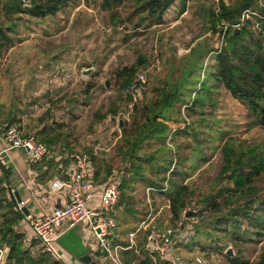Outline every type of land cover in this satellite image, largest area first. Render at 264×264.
<instances>
[{"label": "rangeland", "instance_id": "374dc122", "mask_svg": "<svg viewBox=\"0 0 264 264\" xmlns=\"http://www.w3.org/2000/svg\"><path fill=\"white\" fill-rule=\"evenodd\" d=\"M184 1L183 11L179 9L181 0H175L164 12L161 23L150 24L151 16L140 11L138 0H71L54 15L39 18L7 13L5 7L12 0H0V27L6 30L13 26L7 32L11 45L0 47V113L13 114L19 118V125L25 120L63 125L59 131L66 130L64 134L75 140L68 154L87 152L95 164L100 162L104 174L114 172L120 180L129 181V163L116 152L121 139L120 123H130L133 104L139 107L154 99L156 88L188 82L189 91L197 88L185 96L191 108L182 101L174 105L171 114L187 127L188 133L178 134L176 125L173 128L169 124L167 138L148 139L137 155L153 157L152 166L171 160L172 168L187 173V177L173 176L183 178L193 192L187 206L191 214L185 220L191 232L186 242L178 246L180 254L201 255L205 264H232L229 258L240 264H257L264 236H256L244 217L237 219L239 224L231 220L224 223L230 218L234 203L244 199L225 201L217 212L205 210L203 202L207 194H216L221 186L229 184L219 175L226 141L232 140L239 148L257 147L264 151V128L251 125L254 117L245 105L211 79L207 80L209 89H199L215 61L211 52L225 45L222 22L213 25L212 13L220 12L221 3L231 7L240 0ZM258 1L264 5V0H255L254 6ZM245 26L249 30L248 43L258 38L257 32L264 37V20L259 25L257 19L249 18ZM123 67H135V78L143 75L145 89L131 101L127 86L122 88L116 76ZM196 91L203 93L202 105L193 106L191 103L199 98ZM51 159L54 162L53 157L42 161ZM154 168L144 164L143 176L160 181L163 175ZM164 176L168 179L171 175L167 172ZM167 179L161 183L163 188L168 185ZM135 180L129 181V187L121 188L116 214L123 210L133 227L149 213V218L153 217L160 226H173L166 207L167 196L159 190L146 193V188L152 186ZM251 186L252 194L247 198L256 199L250 212L256 215L257 200L264 196V173ZM199 211L201 215L197 214ZM142 237L140 233L138 238ZM114 242L120 243L115 238ZM228 249L231 256L225 253ZM102 264L112 263L106 259Z\"/></svg>", "mask_w": 264, "mask_h": 264}, {"label": "trees", "instance_id": "16d2710c", "mask_svg": "<svg viewBox=\"0 0 264 264\" xmlns=\"http://www.w3.org/2000/svg\"><path fill=\"white\" fill-rule=\"evenodd\" d=\"M71 0H30L31 7L26 8L21 4V0H12L5 7L7 13H24L31 17H46L54 15L61 8L68 5ZM140 4V11L147 13L151 16L150 24H156L162 22V16L164 12L173 4L175 0H138ZM185 1L181 0L183 11ZM256 5L255 0H240L235 5L229 7L221 3L220 12L213 14L215 16L216 25L218 22L235 23L239 20L241 12L249 7ZM260 21V20H258ZM263 21V20H262ZM13 26H7L6 30L0 27V47H8L11 45L12 40L8 35V31H12ZM227 32V33H226ZM258 38H253L250 43L247 42V36L249 30L247 26L239 28L237 31L232 28H228L225 31V45L220 50L213 53L215 57L214 63L210 66L211 71L207 72V75L203 78L202 84L199 89H209L207 86V80H213V83L218 86H224L230 94L237 99L240 103L245 105L251 115L254 117L251 121L252 126L260 125L264 128V37L260 32ZM194 67V63L192 64ZM190 69H193V68ZM135 67H123L117 71V80L120 81L121 87L125 88L135 78ZM192 73V72H191ZM192 80H189L191 83ZM188 84V82H187ZM182 83L178 85L173 83L169 86H162L156 88L155 98L148 100L145 104L132 106V121L130 123L124 122L121 128V139L116 147L117 155L126 160L129 163V169L132 173L130 178L131 182H135V179L148 182V186L155 187L157 189H163L161 184L167 178L164 176L167 172L170 173V177L167 179V187L164 191H159L167 196L169 203L170 220L177 225V222L182 218V212L189 205V199L193 192L190 190L187 183H184V179L180 180L173 178L178 175H187V173L181 172L176 167H171V160H164V163H157L152 166L153 157L140 158L137 155V151L143 147V144L148 139H155L157 141H163L170 134L166 133L169 124L175 127L176 133H188L187 127L179 123L178 120L172 117L174 111V105L179 102H186V108H191L189 101L185 100V96L196 89L189 91L188 85ZM189 91V92H188ZM197 93L199 91H196ZM193 93V92H192ZM195 94V93H194ZM203 93L199 92V98H196L191 104L194 106L197 103L202 102L201 96ZM129 101L133 99L132 94H127ZM202 105V104H201ZM193 109V108H192ZM115 114L116 112H111ZM1 114V113H0ZM15 118V117H14ZM9 124L6 126L15 124L14 119H9ZM185 124V123H184ZM55 129L61 128L63 125L53 122L51 124ZM3 127V129L5 128ZM2 129V130H3ZM1 130V132H2ZM37 139L42 141L48 146H51L58 138V133L50 135L48 131L43 128L40 132L35 134ZM222 166L219 171L221 179L227 180L229 184L221 186L217 193L207 194L203 198L205 204V210L211 212L221 211L223 208V202H231L232 200L239 201L243 198V202H235L230 213V218L224 221H232L238 223L239 217L248 219L249 223L253 227V232L258 237L264 236V196L257 200V214H250L251 209L256 201L254 197H249L251 192V185L254 183L257 177H260L264 173V151L259 148L249 147H236L232 140L226 141L222 147ZM90 155V154H89ZM93 157L90 156L93 165L101 166L100 162L94 163ZM53 161L49 162H37L32 165L35 170H42V167L46 165L47 169L41 174L38 173V181L45 182L49 178H43L44 175L52 169ZM147 164L151 167H155L157 173L163 176L156 180H147L143 176V165ZM100 165V166H99ZM171 167V168H170ZM101 171V167H100ZM109 173V172H107ZM105 172V175H108ZM52 173L49 177H52ZM187 177V176H186ZM95 178V171H94ZM129 180V181H130ZM95 181V179H94ZM129 181L123 179L121 181L120 188L126 187ZM128 184V185H127ZM129 187V186H128ZM10 221L0 226V244H4L8 247V255L4 264H63L58 258H54L52 254L46 253L39 257H31L26 249L23 248L24 235L15 231L12 225L20 218L21 212L15 210ZM115 214V210L113 216ZM201 215L199 211L197 213ZM196 214V215H197ZM115 217V216H114ZM219 218V217H218ZM220 219V218H219ZM217 219V221H219ZM185 222V221H184ZM175 225V226H176ZM219 225V224H217ZM191 227L187 222L183 224L182 230H180V239L183 241L180 244L186 242L185 237L191 232ZM127 245V244H123ZM122 261L126 264L140 260L135 253L131 250L121 251ZM144 258L141 259L139 264H170L168 261L161 260L155 257L152 260L151 256L146 251ZM232 264H240L239 260L235 258H229ZM257 264H264V248L259 256Z\"/></svg>", "mask_w": 264, "mask_h": 264}, {"label": "built area", "instance_id": "2783aa9c", "mask_svg": "<svg viewBox=\"0 0 264 264\" xmlns=\"http://www.w3.org/2000/svg\"><path fill=\"white\" fill-rule=\"evenodd\" d=\"M21 4L26 8L31 7L30 0H21ZM249 18L257 19L260 25V21L264 20L262 2L258 1L257 6L244 9L239 20L235 23L223 21L221 35L225 36V31L228 28L239 29L245 26ZM213 53L215 51L211 52V54ZM144 89L143 75L138 74L127 86V93L134 96L143 92ZM1 136L5 147L0 148V164L5 165L4 153L9 149L23 150L30 165L41 162L52 155V150L48 145L38 140L34 133L24 132L17 124L6 126L2 130ZM68 158L71 160L69 174H66V177L54 176L47 185L48 191L65 195L67 202L63 205L53 206L48 213L42 216H26L32 237L30 236L25 241L23 247L31 257L36 258L46 253L54 256L57 253L56 243L60 235L82 224L86 229L85 238L89 246V255L101 256L104 260L111 261L112 264H126L122 261L120 252L132 248L135 245L137 234L140 233L143 235V246L151 256L168 261L170 264H205L201 255L195 254L188 258L178 251L179 243L183 242L180 239V230L186 220L188 208L182 212V218L177 222L176 227L160 226L153 217L149 218V213L129 233V244L115 243L118 223L113 213L122 196L120 188L122 180L117 173L113 172L101 186H97L94 181L95 168L87 152L73 151L68 154ZM158 190L155 187H147L146 193L151 194ZM164 190L165 188L159 191ZM92 201L96 203L91 204ZM147 202L150 205L148 197ZM15 204L16 209L22 212L25 206L24 201L15 199ZM4 261V250L0 246V264H4ZM131 264H136V262L133 261Z\"/></svg>", "mask_w": 264, "mask_h": 264}, {"label": "crops", "instance_id": "0c3cea01", "mask_svg": "<svg viewBox=\"0 0 264 264\" xmlns=\"http://www.w3.org/2000/svg\"><path fill=\"white\" fill-rule=\"evenodd\" d=\"M181 8L182 5L180 4L179 9L181 10ZM2 111L3 109L0 112ZM7 115H4L3 113L0 114V148L5 147V142L3 141L1 136V129H3L2 127H5L6 124H9V119H14L15 124L18 122L17 125H19L20 123L19 118H14L13 114L9 113ZM52 123L45 122L44 120H25L24 124H20L22 127H25V130L24 127L22 128L19 125L26 133H29L28 131H33L35 132V134H37L43 128H45L48 133H50V135L58 133V138L55 143L49 146L53 153V155L49 158L53 157L54 163L52 169L47 171V173L43 177L49 179H47L45 182L38 181V173L41 174L42 172H44V170L47 169L46 165L42 167V170L37 171L33 169L32 165H30L26 160L25 154L21 149L6 150V152L4 153L5 165L0 164V226L6 224L7 221H10L11 217L16 214L15 210L17 211V209L15 199L24 201L25 206L23 209L25 211H28V214H25L22 209L20 218L16 220L14 225H12V228L15 231L20 232L24 235V243L27 239L30 238V236L32 237V232L26 219L27 215L36 217L42 216L48 213L53 206L60 204L63 205L67 202V198L65 195H63L62 193L48 191L47 185L54 176L59 175L62 177H66V174H69L68 171L71 167V160L68 158V150L69 148H73L75 146V140L74 138H70L69 134H64L63 131L66 130L59 131V129H55L54 126L51 125ZM60 151H63L65 153H62ZM94 168L95 184L97 186H101L107 179V175L104 174L103 170L100 171V167L98 168V166L94 165ZM51 173L53 175L52 177H49ZM95 203V201L91 202V204ZM166 207L168 209V215L169 217H171L169 212V203L166 205ZM114 216L118 223V229L115 233V240L122 244H129L128 235L137 226H131L134 225L132 223L133 221H130L129 216L124 213L123 210L117 212V214L115 212ZM85 236L86 229L82 224H79L78 226L65 231L57 240V253L54 255V257L58 258L63 264H84L80 260V258L85 254L89 255V246L87 244ZM136 237L138 238L139 234H137ZM142 239L143 238L136 239L135 245L132 248L127 249L131 250V252L133 251L136 257L141 259L144 258L143 252H147V250L143 246L144 241ZM0 246L4 250V258L6 261L9 249L4 244H0ZM120 253L122 254V252ZM148 255L150 254L148 253ZM91 258L98 264H102V262L104 261L101 256H91ZM151 258L152 260H155V256H151Z\"/></svg>", "mask_w": 264, "mask_h": 264}, {"label": "water", "instance_id": "95a60500", "mask_svg": "<svg viewBox=\"0 0 264 264\" xmlns=\"http://www.w3.org/2000/svg\"><path fill=\"white\" fill-rule=\"evenodd\" d=\"M238 29H235V31H237ZM120 126H122V123H120ZM17 201H19L20 199H16ZM23 212L25 214H28V211H25L23 209ZM191 212H187L186 216H190ZM228 256L232 255V252L230 249L226 250L225 252ZM80 260L84 263V264H98L96 261L92 260L91 256H89L88 254L83 255Z\"/></svg>", "mask_w": 264, "mask_h": 264}]
</instances>
